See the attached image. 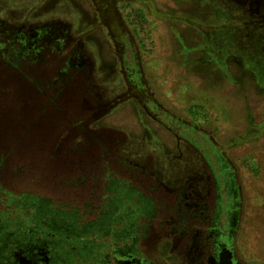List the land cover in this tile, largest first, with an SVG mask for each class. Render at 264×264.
Here are the masks:
<instances>
[{
    "label": "rangeland",
    "instance_id": "1",
    "mask_svg": "<svg viewBox=\"0 0 264 264\" xmlns=\"http://www.w3.org/2000/svg\"><path fill=\"white\" fill-rule=\"evenodd\" d=\"M45 19L16 57L15 27ZM223 171L235 253L264 264V0H0L1 216L28 220L35 197L91 219L119 179L153 203L152 258L215 264L172 227L182 191L206 181L211 203Z\"/></svg>",
    "mask_w": 264,
    "mask_h": 264
},
{
    "label": "flooded vegetation",
    "instance_id": "2",
    "mask_svg": "<svg viewBox=\"0 0 264 264\" xmlns=\"http://www.w3.org/2000/svg\"><path fill=\"white\" fill-rule=\"evenodd\" d=\"M222 174L225 187L218 178L214 180L218 184L211 203L206 181L182 191L180 227L174 225L172 232L189 234L198 259L207 253L209 263L242 264L234 250L240 194L235 176L227 171ZM109 184L111 194L91 219H83L78 208L35 197H26L29 201L22 203L33 207L24 212L28 220L12 222L0 215V264H169L156 261L142 244L150 221L141 225L140 220L153 213L151 199L119 179Z\"/></svg>",
    "mask_w": 264,
    "mask_h": 264
},
{
    "label": "trees",
    "instance_id": "3",
    "mask_svg": "<svg viewBox=\"0 0 264 264\" xmlns=\"http://www.w3.org/2000/svg\"><path fill=\"white\" fill-rule=\"evenodd\" d=\"M52 20V18H51ZM49 19H45V20H42V23H36V22H28V24H24L22 26H14L18 31L17 35L19 36L18 37V45L15 46V55L16 57H23L24 54L28 53L30 51V49H28V42L27 40H35L37 39L38 36H42L43 35V30L46 28V27H52L53 30L55 28V23H54V20L53 21H50ZM49 22V23H47ZM21 27H22V31L21 30ZM26 28V29H25ZM22 32V34L20 33ZM25 37L23 38L22 36ZM26 34H29V35H26ZM37 36V37H36ZM79 56V58L77 59L76 61V64L78 65V67H86V64H87V60L83 59L82 56H81V52L79 51V53L77 54ZM71 66L72 65V61H71ZM68 71V68H65L62 70V73L60 75L61 78L64 77V75L66 76L67 74V71ZM61 80V79H60Z\"/></svg>",
    "mask_w": 264,
    "mask_h": 264
}]
</instances>
